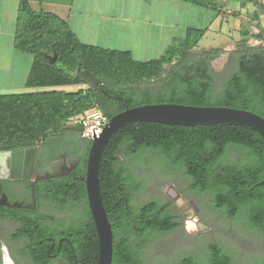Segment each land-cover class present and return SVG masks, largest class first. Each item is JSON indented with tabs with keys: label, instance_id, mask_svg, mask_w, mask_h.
Listing matches in <instances>:
<instances>
[{
	"label": "trees",
	"instance_id": "obj_1",
	"mask_svg": "<svg viewBox=\"0 0 264 264\" xmlns=\"http://www.w3.org/2000/svg\"><path fill=\"white\" fill-rule=\"evenodd\" d=\"M185 1L215 10L211 4L215 0ZM250 4L257 7L259 2L250 0ZM263 34L259 30L257 34L245 32L242 41L250 35L262 39ZM203 36L204 30L189 28L184 39L168 47L162 56L138 62L129 52L81 43L65 21L44 11H34L26 0H20L13 45L16 51L32 56L24 85L26 89L39 91L0 95V151L26 148L43 142L50 135H59L66 130L68 118L93 108L101 110L109 120L126 108L150 104L152 99L161 102L169 98L171 103L181 105L249 110L264 118V51L248 53L244 48L238 55L237 71L223 83L220 94L213 96V78L207 62L211 54L197 58L191 54ZM53 54L56 59L51 64L47 57ZM166 66H172V71L163 80L161 90L138 92L134 88L159 78ZM83 71L98 78L101 85L94 90L85 86L80 77ZM83 85L85 88L80 87ZM73 86L78 89L73 92L61 89ZM246 94L257 103L246 106ZM249 131L251 135L246 136V127L237 124L184 127L152 122H132L116 131L104 148L99 169L102 203L112 226V264H143L141 252L146 244L178 225L169 202L147 201L140 206L133 205L134 194L142 184L135 181L120 156L131 162L145 154L161 157L168 162L169 168L181 169L195 191L211 194L213 203L224 209L228 220L244 216L250 229H261L263 198L260 204L259 200L246 202V188L235 196L236 186L246 179V174L242 172L233 182L229 167L220 163L229 147L250 152L262 149L260 135ZM86 155L87 151L83 174ZM81 186V190L65 194L64 204L59 193L52 200L65 207L86 202L85 185ZM260 191L263 195L264 189ZM225 198L232 199V204L224 203ZM260 205L261 217L256 223L250 212ZM19 226L14 238L25 237L23 229H29L32 237L36 235L34 225L21 222ZM70 228L73 238L56 257L61 258L62 264H97L98 238L87 207L80 220ZM36 243L42 247L29 246L27 249L31 263L51 264L52 244L40 238ZM54 247L56 249L57 244ZM176 264H233V258L213 243L207 247L203 262L185 255Z\"/></svg>",
	"mask_w": 264,
	"mask_h": 264
},
{
	"label": "rangeland",
	"instance_id": "obj_2",
	"mask_svg": "<svg viewBox=\"0 0 264 264\" xmlns=\"http://www.w3.org/2000/svg\"><path fill=\"white\" fill-rule=\"evenodd\" d=\"M211 4L215 7V10H212L214 19L208 26H204L207 30L206 32L204 30V36L193 48L191 54L195 58L203 54H211L207 62L213 78V96H218L223 83L237 71L238 55L244 48L248 53L264 51V38L255 39L250 35L246 41H242V34L245 32L250 34H257L258 30L264 32V0L257 7L255 6L256 12H253L251 8L250 0H215ZM206 19L205 17L204 25ZM25 56L32 58L29 54ZM12 60L13 58L9 55V61ZM171 71L172 66H166L163 76L166 77ZM18 80L19 82L16 83L22 85V79L17 78ZM146 84L157 85L155 82L148 81L141 83V86ZM85 86L80 87L85 88ZM63 89L73 92L78 87ZM36 91L39 90L25 88L11 94ZM170 101L169 98L161 102L152 99L150 104L171 103ZM232 148H228L229 152ZM122 163L130 169L135 181L142 184V188L134 194L133 205L140 206L147 201L162 204L176 198L177 202L188 204L209 226L194 238H189L186 229L182 226L152 238L141 252L142 263L176 264L181 257L188 254L196 255L198 260L203 262L209 243H218L226 253L232 256L233 264H246L247 262L254 264L255 261L264 263L262 238L257 231H249L245 217L239 216L235 220H226L223 212L219 211L213 203L212 195L195 191L191 186V181L181 169L169 168L166 160L152 154L142 155L135 162L122 157ZM172 211L176 214L178 209L173 205ZM175 222L181 223L178 217ZM10 233L6 229L0 230V240L4 241ZM16 247L18 246L12 248ZM11 255L16 264L21 263V257L16 255L14 249L11 250Z\"/></svg>",
	"mask_w": 264,
	"mask_h": 264
},
{
	"label": "flooded vegetation",
	"instance_id": "obj_3",
	"mask_svg": "<svg viewBox=\"0 0 264 264\" xmlns=\"http://www.w3.org/2000/svg\"><path fill=\"white\" fill-rule=\"evenodd\" d=\"M163 75L164 74L155 80H151L157 83V85L149 86L146 84L145 86H141V84H138L134 88H136L138 92L149 90L154 93L159 91L164 86L163 80L165 76ZM252 103L256 104L257 102L252 100L251 95L246 94V106ZM247 128L248 127H246V136L247 134L251 135L249 130H252ZM246 140L248 139L246 138ZM90 145V140L83 138L81 133L77 131L65 130L59 135H50L43 142H38L26 147L38 148L31 180L0 178V230L6 229L11 232L4 241L0 240V264H16L11 255L12 249H14L17 256L21 257L20 264H32L27 255V249L29 246H34L35 249L38 247L41 248L42 244L40 243L42 241L38 244L36 243V240L39 238L41 240L47 239V241L52 244L51 256L54 258L51 264H62L61 258L56 257V255L64 249L66 242L73 238V231L70 232V226L80 220L82 213L86 211V207L88 208V203L86 198V202L83 201L82 203L73 206L67 205V207H65L66 205H58V203L52 199L59 193L61 195L60 199L64 204L67 199L65 194H73L81 190V185L84 184L83 177L85 175V173L83 174L82 172L83 161L86 151L88 155ZM120 161L122 162L121 156ZM220 163L229 167L233 182H236L237 177L240 176L242 172L246 174V179L241 180L240 185L236 186L237 191L235 192V196H239L246 188V202L259 200L260 204V198H263L264 201V194H260V190L264 189V187L259 185L263 178V147L261 150L257 149L252 152L248 149L241 150L235 148H232L229 152V149H227ZM169 203L171 213L174 215L175 219L178 217L181 221L175 228L180 226L184 227L189 238H194V236L209 228L188 204H184L183 202L180 203V201L177 202L176 198ZM224 203L231 205L232 199L225 198ZM173 205L178 209L176 214L172 211ZM216 207L219 211L223 212L226 218L224 209H221L219 205H216ZM250 213L252 214V221L258 223L261 217V205L258 208H253ZM226 220L228 219L226 218ZM21 222L25 225H34V234H39V236L37 237L35 235L32 237L31 233H29V229H23L25 237L14 238V235L19 231V223ZM246 227L250 232H258L260 238H262L261 247L264 250V234L261 235V232H263L262 225L261 229H250L246 223ZM56 244L57 247L55 249L54 246ZM210 244L213 243H209L207 247ZM13 246L18 247L12 248ZM188 256H194L198 259L194 254H188ZM256 262L257 261L254 263ZM246 264L250 263L247 262Z\"/></svg>",
	"mask_w": 264,
	"mask_h": 264
},
{
	"label": "crops",
	"instance_id": "obj_4",
	"mask_svg": "<svg viewBox=\"0 0 264 264\" xmlns=\"http://www.w3.org/2000/svg\"><path fill=\"white\" fill-rule=\"evenodd\" d=\"M19 1L0 0V95L25 89L32 63V58L16 51L13 45ZM26 1L34 11L65 21L81 43L129 52L138 62L159 58L168 47L183 40L189 28L206 32L204 26L214 19L211 9L185 0ZM251 8L256 11L252 4ZM17 78L22 79V85L16 83Z\"/></svg>",
	"mask_w": 264,
	"mask_h": 264
},
{
	"label": "water",
	"instance_id": "obj_5",
	"mask_svg": "<svg viewBox=\"0 0 264 264\" xmlns=\"http://www.w3.org/2000/svg\"><path fill=\"white\" fill-rule=\"evenodd\" d=\"M55 63V54L47 57ZM82 81L90 89H96L101 81L88 71L80 74ZM132 122H152L172 126H207L215 124H237L257 132L262 138L264 155V118L247 110L223 106H188L175 103L138 105L117 113L111 117L100 134L93 139L88 151L85 175L86 198L89 212L98 238L97 264H112L113 236L112 226L104 209L99 188V169L102 153L110 137L119 129ZM82 126H67L66 130L82 132ZM37 147L0 152V178L12 180H31ZM259 185L264 187L263 178ZM262 231L264 234V215ZM7 259V258H6Z\"/></svg>",
	"mask_w": 264,
	"mask_h": 264
},
{
	"label": "built area",
	"instance_id": "obj_6",
	"mask_svg": "<svg viewBox=\"0 0 264 264\" xmlns=\"http://www.w3.org/2000/svg\"><path fill=\"white\" fill-rule=\"evenodd\" d=\"M108 119L104 116L101 110L93 108L82 114L70 117L65 121V126H82L81 136L85 139L92 140V131L97 137Z\"/></svg>",
	"mask_w": 264,
	"mask_h": 264
}]
</instances>
